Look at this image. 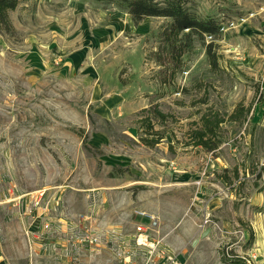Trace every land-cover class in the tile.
<instances>
[{"label": "rangeland", "instance_id": "rangeland-1", "mask_svg": "<svg viewBox=\"0 0 264 264\" xmlns=\"http://www.w3.org/2000/svg\"><path fill=\"white\" fill-rule=\"evenodd\" d=\"M189 7L222 31L195 38L174 77L151 56L169 19L133 22L150 33L127 29L104 48L93 29L113 18L129 27L115 2L20 0L9 13L14 32L0 26L9 263L264 264V0ZM205 117L223 121L212 152L198 145Z\"/></svg>", "mask_w": 264, "mask_h": 264}, {"label": "trees", "instance_id": "trees-1", "mask_svg": "<svg viewBox=\"0 0 264 264\" xmlns=\"http://www.w3.org/2000/svg\"><path fill=\"white\" fill-rule=\"evenodd\" d=\"M103 3L115 2L125 13L130 15L134 24H140L150 18H166L170 22L157 34L159 46L151 54L156 65L163 71L171 72L174 77L183 71L185 54L193 47L195 38L204 40L206 36L217 37L222 31V25L215 18L202 19L196 11L189 7L190 0H96ZM20 0H0V26L8 33L14 32L9 13L19 5ZM213 43L208 46V55L212 65H216V57L212 53ZM164 72V73H165ZM168 74V73H167ZM223 121L210 120L205 117L203 128L198 132V145L212 152L218 146L213 144L210 135ZM208 138V139H207ZM207 139V140H206ZM143 143L154 147L158 141L143 139ZM197 145V146H198ZM84 147L91 148L85 141ZM119 172L122 170L119 169ZM235 264H246L236 261Z\"/></svg>", "mask_w": 264, "mask_h": 264}, {"label": "crops", "instance_id": "crops-1", "mask_svg": "<svg viewBox=\"0 0 264 264\" xmlns=\"http://www.w3.org/2000/svg\"><path fill=\"white\" fill-rule=\"evenodd\" d=\"M129 22V27L123 24L122 20H118V19H107L105 24H101V26L97 27V30L93 29V32L101 38H106V44L104 45V48L106 47H111L112 45H115V43L117 41L120 40V37H124L123 36V32L127 29H129V31H132L133 35H140L139 37L142 38L145 35H148L150 33L151 30H145L143 27H141V25L134 27L133 26V21L130 18H128L127 23ZM144 57H146L144 55ZM146 62V58L144 60ZM130 89V87H128V90ZM124 98L118 96V95H113L112 96V101L115 103V105L118 104H123ZM0 264H11L9 263L6 258L3 256V252L0 248Z\"/></svg>", "mask_w": 264, "mask_h": 264}, {"label": "bare ground", "instance_id": "bare-ground-1", "mask_svg": "<svg viewBox=\"0 0 264 264\" xmlns=\"http://www.w3.org/2000/svg\"><path fill=\"white\" fill-rule=\"evenodd\" d=\"M143 241H144V239L141 241V244H142V245H146ZM142 242H143V243H142Z\"/></svg>", "mask_w": 264, "mask_h": 264}, {"label": "built area", "instance_id": "built-area-1", "mask_svg": "<svg viewBox=\"0 0 264 264\" xmlns=\"http://www.w3.org/2000/svg\"><path fill=\"white\" fill-rule=\"evenodd\" d=\"M143 236V235H142ZM142 238V237H141Z\"/></svg>", "mask_w": 264, "mask_h": 264}]
</instances>
